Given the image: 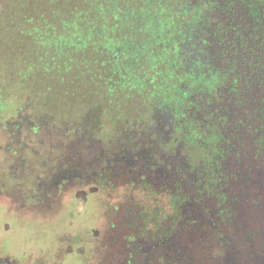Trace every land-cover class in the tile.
<instances>
[{
	"label": "rangeland",
	"instance_id": "374dc122",
	"mask_svg": "<svg viewBox=\"0 0 264 264\" xmlns=\"http://www.w3.org/2000/svg\"><path fill=\"white\" fill-rule=\"evenodd\" d=\"M13 2L15 8H12ZM59 2L62 6L58 9L62 12L70 0ZM27 4L29 7L24 12H15L16 8L23 10ZM56 6L59 5L54 0H26L25 3L0 0V22L12 13L13 17L20 15V26H27L23 30L26 33L17 30L13 39L8 34L14 32L11 27L14 24H9L8 29H0V39H7L4 43L0 41V257L5 255L9 261L16 259L28 264L31 263L29 252L34 251V247L40 249L41 241L48 238L51 242L58 241L68 235L84 236L86 233L95 238L97 254L94 255L96 244L88 243L82 262L97 259L96 264H122L121 258L129 255L130 244L138 245L136 241L142 240L143 235L146 237H143L144 256L147 257L153 247L159 249L158 243L154 242L156 239L166 242L176 233V229L171 230L165 240L168 231L164 229L162 235L158 232L150 235V239L147 238L150 233L145 234L139 228L142 223L150 230L166 227V219L172 216L173 201L169 190H162L165 184L160 178L147 177L157 169L153 165L164 162L158 153H152L145 162L132 156L136 153L145 155L144 152L152 148L155 151L151 143L153 136L149 132L140 133L142 128L137 124L135 132L139 131V134L131 132L128 141L122 140L127 130L134 131L130 114L137 110L140 99L124 104L119 102L121 108L112 114L93 113L97 110L93 94L86 97L81 82L75 90V80L66 76L68 62L62 59V40L59 42L61 49L53 47L55 52L51 55L54 54V59L50 55L37 58L38 48L31 42L38 44L41 32L48 39L51 32L60 30L58 24L66 25L60 18H54L55 29L47 25L38 30L27 15L43 13L51 22L53 10L59 14ZM36 58L41 67H37V71L24 72L22 66L28 64L27 60L35 61ZM50 65L56 67L52 71L44 69ZM15 72L21 76H16ZM23 74H26L24 79ZM58 75L66 78L61 81ZM105 101L98 98L99 106L113 111L111 108L117 104L110 107ZM127 118L129 125L124 124ZM116 124V131H112V125ZM123 148L129 153L116 157ZM102 150L115 153L106 154ZM93 156H96L95 160ZM142 165L145 173L138 176V168ZM191 217L194 220L187 225L194 227L195 223H202L199 232L215 230L212 224L199 219L198 211ZM247 221L252 220L248 218ZM217 230L218 252L213 251L212 256L220 252L222 255L227 250L224 233L229 235L232 228L226 225ZM44 254L39 252L34 257L41 258ZM156 258L155 262L146 260L144 264H172L161 252ZM62 259V254L56 252L49 255L48 262L63 264Z\"/></svg>",
	"mask_w": 264,
	"mask_h": 264
},
{
	"label": "flooded vegetation",
	"instance_id": "af4514ba",
	"mask_svg": "<svg viewBox=\"0 0 264 264\" xmlns=\"http://www.w3.org/2000/svg\"><path fill=\"white\" fill-rule=\"evenodd\" d=\"M251 5L249 0L203 2L196 33L190 38L182 37L177 48L171 47L173 55L165 80L162 70L156 69L144 78L142 90L133 94L134 99H140L137 110L130 114L134 131L127 130L125 137L122 135L125 142L132 134H139L135 132L137 124L142 128L140 133L149 132L153 136L151 143L155 151L152 148L144 152L145 155L132 156L142 162L150 159L152 153L162 158L164 164L153 165L157 169L147 177L160 178L165 184L162 190H169L172 215L180 208L182 217L189 216L178 222V216L174 215V225L188 224L190 220L192 223V213L198 211L209 225L233 223L245 229L244 240L237 243L233 253L235 264H247V244L253 240H259L254 260L259 258L257 264H264V88L259 81L264 67L263 62L257 64V53L264 47L260 38V32H264V2ZM135 72L139 75L147 71L143 66ZM124 97L127 99V95ZM127 119L124 124L129 125L130 119ZM117 127L118 124L112 125V131ZM110 151L102 153H115ZM128 153L129 150L123 148L115 156ZM138 171V176L144 175L143 165ZM248 218L254 225L246 223L251 227L246 229ZM150 235L147 238L152 239ZM143 237L146 238L143 235L142 240L136 241L138 245L130 244L129 255L122 264H133L135 252L140 259L144 258ZM59 240L41 241L40 249L31 245L34 251L29 252L31 263L28 264H49V255L56 252L64 258L71 256L70 260L75 259L73 264H77L82 262L87 244L97 243L87 233ZM82 246L84 248L80 249ZM39 252L45 254L41 258L34 257ZM242 257L246 259L244 262ZM8 258L0 257V264H27ZM96 260L82 263L96 264ZM255 262L252 260L251 264Z\"/></svg>",
	"mask_w": 264,
	"mask_h": 264
},
{
	"label": "trees",
	"instance_id": "16d2710c",
	"mask_svg": "<svg viewBox=\"0 0 264 264\" xmlns=\"http://www.w3.org/2000/svg\"><path fill=\"white\" fill-rule=\"evenodd\" d=\"M8 1L12 2L13 0ZM25 1L17 0V3H25ZM257 1L264 2V0H249V3H252L251 7ZM54 2L59 5L58 7L56 6L59 14L57 15L54 13L55 10H53L50 16L51 20H53L51 22L48 19L49 16L43 13L37 15L38 17L36 15H27L28 20L32 18L31 22L33 21L34 26H37L38 30H40L41 26L46 28L47 25L55 29L56 20L54 18H60L62 23L64 22L66 25L60 26L58 24L60 30L57 33L51 32L48 39L45 38V33L41 32L40 43L38 44L31 42L32 45L38 48L36 51L37 58L40 59L44 55H50L54 59V54L51 55V52H55L53 47L58 46L61 49L59 42L62 40L64 52H62L63 57H61L65 62H68L66 66L68 71L66 74L67 78L75 80V90L80 82L81 84L83 83L86 97H88L89 93L93 94V98L97 103V110L94 112L92 110L93 113H100L101 111L108 115L112 114L116 108H120H111L113 111H109L107 107L101 108L98 104V98L106 99L105 103L110 107L112 106L111 104L115 103L120 106L119 102L124 104L123 102L134 100L133 94L142 90L144 78L151 76L154 70L161 69L162 78L165 80L166 71L170 67L169 61L172 57L171 47L177 48V44L182 37L188 36L190 38V35L196 33L197 20L205 0H70V3L62 12L58 8L65 2L62 1V4H60L59 0H54ZM12 5V8H15L14 2ZM27 7H29L28 4L23 10L16 8L17 11L15 12H24ZM13 11L14 9L11 12ZM8 15L1 20L0 29H8L10 28L9 24H14L11 26L14 32L9 34L8 31L6 32L13 39L17 30L23 33L24 28L27 26H20L22 24V22H18L20 15L17 17L14 15L13 17L12 13H10L9 18ZM192 18L193 21H191ZM3 23H8V25H3ZM260 34L264 44V32L262 31ZM55 36L58 37L56 38ZM3 39L7 42V39ZM0 41L4 43L2 39ZM37 58L35 61L27 60L28 64L22 66L24 67L23 71L26 73L31 70L37 71V67H41V62H38ZM257 60H259L257 64L259 65L260 62H263L262 67H264V47L262 51H258ZM84 64H86L85 68L83 67ZM43 65L45 64L43 63ZM143 66L147 72L144 74L139 72V75H137L135 71L140 70ZM55 67L56 65H50L49 68L44 67V69L52 71ZM15 73L16 76L18 74L21 76L20 73ZM260 75L261 80L259 81L264 88V71ZM22 76L24 79L26 74ZM58 76L61 81L66 78L61 77L62 75ZM145 87L146 89L150 87L148 82ZM124 95H127V99ZM82 106L86 107L84 104ZM69 170H72V168ZM177 186H180V184L177 183ZM180 197L181 195L178 194L179 203L181 201ZM174 215L178 216V222H180L181 218L185 219V216H181L180 208H178L169 219H166L168 220L166 227L153 229V231L147 228L145 223L140 225L139 228L145 234L149 232L153 235L161 232L162 235V231L164 229L167 230L168 236L165 237V240L169 238L171 230L176 229V233L172 239L166 242H158V236H154L158 238L154 242L155 244L158 243L159 249L153 247L147 256L148 258L144 256L143 259H140L138 252L135 253L132 256L133 264H138L140 261L145 262L146 260L155 262L158 259L156 254L160 252L172 264L237 263L233 253L237 249V243L239 244L242 239L244 240V228L230 223L231 233L229 235L224 233L227 241L224 244V248L227 250L222 255L220 252L217 256H212L211 253L213 251L218 252L216 235L219 233L217 229L221 226L214 224L212 225L215 228L213 232L202 231V233L198 231L202 230L199 227L202 223L194 224L193 222L194 227L188 226L186 223L174 225L175 223L172 222ZM199 219L204 220L201 216ZM246 223L250 226L254 225L252 221H246V229L251 228ZM250 242L247 244L249 251H247L249 256L246 257L248 259L247 264H251L252 260L256 261L255 264H257L259 263V258L254 260V256L256 255V244L259 240ZM123 257L121 258L122 263L124 261ZM70 259L71 256L63 257V264H73L75 259L73 261ZM245 260V257H242V262ZM77 264L79 263L77 262Z\"/></svg>",
	"mask_w": 264,
	"mask_h": 264
}]
</instances>
